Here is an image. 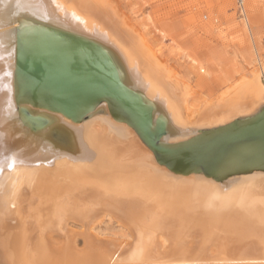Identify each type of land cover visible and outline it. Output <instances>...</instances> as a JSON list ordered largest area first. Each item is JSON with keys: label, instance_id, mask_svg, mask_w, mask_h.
I'll return each instance as SVG.
<instances>
[{"label": "bare ground", "instance_id": "obj_1", "mask_svg": "<svg viewBox=\"0 0 264 264\" xmlns=\"http://www.w3.org/2000/svg\"><path fill=\"white\" fill-rule=\"evenodd\" d=\"M40 27L98 44L181 152L264 118V59L198 105L113 0H0V264H264V161L244 160L260 148L214 177L160 159L106 99L72 118L19 97L18 42ZM106 217L134 240L92 234Z\"/></svg>", "mask_w": 264, "mask_h": 264}, {"label": "rangeland", "instance_id": "obj_2", "mask_svg": "<svg viewBox=\"0 0 264 264\" xmlns=\"http://www.w3.org/2000/svg\"><path fill=\"white\" fill-rule=\"evenodd\" d=\"M113 2L139 33L151 31L148 42L156 55L190 85L198 105L241 76L251 78L264 59V0ZM191 59L197 60L194 67ZM200 66L206 71L199 72ZM72 224L82 247L85 236ZM94 228L90 232L100 238L134 240L126 224L108 217Z\"/></svg>", "mask_w": 264, "mask_h": 264}, {"label": "water", "instance_id": "obj_3", "mask_svg": "<svg viewBox=\"0 0 264 264\" xmlns=\"http://www.w3.org/2000/svg\"><path fill=\"white\" fill-rule=\"evenodd\" d=\"M18 95L23 99L78 118L99 99H106L113 114L125 119L160 159L184 166L196 163L207 175L229 161L231 147L251 143L259 153L244 160L264 161V118L237 131L221 133L207 141L214 151L185 153L181 146L159 142L161 127H152L150 109L141 97L119 79L109 55L96 43L55 29L40 27L29 39L18 42ZM194 142H191V147ZM210 149V148H209ZM185 151V150H183ZM258 155V156H257ZM167 160H170L169 162Z\"/></svg>", "mask_w": 264, "mask_h": 264}, {"label": "built area", "instance_id": "obj_4", "mask_svg": "<svg viewBox=\"0 0 264 264\" xmlns=\"http://www.w3.org/2000/svg\"><path fill=\"white\" fill-rule=\"evenodd\" d=\"M241 2H242V0H241Z\"/></svg>", "mask_w": 264, "mask_h": 264}]
</instances>
